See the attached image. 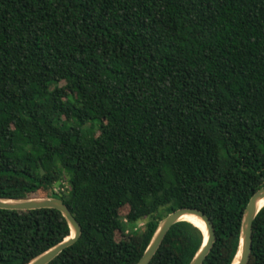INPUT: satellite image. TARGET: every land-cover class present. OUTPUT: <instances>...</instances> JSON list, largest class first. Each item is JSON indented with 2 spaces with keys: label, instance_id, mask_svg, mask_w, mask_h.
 <instances>
[{
  "label": "trees",
  "instance_id": "1",
  "mask_svg": "<svg viewBox=\"0 0 264 264\" xmlns=\"http://www.w3.org/2000/svg\"><path fill=\"white\" fill-rule=\"evenodd\" d=\"M263 186L264 0H0V197L61 198L82 227L49 264H137L183 207L214 223L203 264H232ZM69 235L56 208H0V264ZM204 240L180 221L150 264Z\"/></svg>",
  "mask_w": 264,
  "mask_h": 264
},
{
  "label": "water",
  "instance_id": "2",
  "mask_svg": "<svg viewBox=\"0 0 264 264\" xmlns=\"http://www.w3.org/2000/svg\"><path fill=\"white\" fill-rule=\"evenodd\" d=\"M41 170L42 173H44L43 168ZM263 199H264V186L254 193V195L252 196V198L250 199L249 203L247 204L244 210L243 219H242L240 246L232 264H248L249 262L252 251L253 224L257 215L264 207V205L260 206V202ZM0 208L12 209V210L56 208L62 212V214L65 216V218L68 221V224L70 226V235L67 238H65L62 242L51 247L50 249L38 255L37 257H35L26 264H49L57 256H59L66 248L75 244L81 237L82 234L81 224L72 214L68 206L61 198L51 197V196L30 197V198L0 197ZM187 215L197 217L198 219H200L205 223L207 228V232H204L205 233L204 243L201 249L196 254V256L190 262V264H203L217 240L215 226L211 218L205 212L197 208H188V207L177 209L169 213L166 217H164L161 220L147 249L145 250L140 260L137 262V264H150L151 260L159 250L170 228L174 224L180 221H189L184 219V217Z\"/></svg>",
  "mask_w": 264,
  "mask_h": 264
},
{
  "label": "bare ground",
  "instance_id": "3",
  "mask_svg": "<svg viewBox=\"0 0 264 264\" xmlns=\"http://www.w3.org/2000/svg\"><path fill=\"white\" fill-rule=\"evenodd\" d=\"M262 205H264V199L260 202V206H262ZM184 219L193 222L194 224H196L197 226L202 228L204 230V232H207V228H206L205 223L203 221H201L200 219H198L197 217L191 216V215H187V216L184 217Z\"/></svg>",
  "mask_w": 264,
  "mask_h": 264
},
{
  "label": "rangeland",
  "instance_id": "4",
  "mask_svg": "<svg viewBox=\"0 0 264 264\" xmlns=\"http://www.w3.org/2000/svg\"><path fill=\"white\" fill-rule=\"evenodd\" d=\"M57 186H56V188H60L61 189V187L59 186V184H56ZM62 190V189H61ZM35 197H46V196H35ZM21 198H30V197H21ZM145 222H146V220L144 219V220H141V221H139V222H137L136 224H135V228L137 229V228H141L142 226H144V224H145ZM131 227H132V225L130 224V223H126V228H127V231H130L131 230ZM127 235V234H126ZM129 235V234H128ZM127 235V236H128ZM127 237H123L122 239H126Z\"/></svg>",
  "mask_w": 264,
  "mask_h": 264
},
{
  "label": "built area",
  "instance_id": "5",
  "mask_svg": "<svg viewBox=\"0 0 264 264\" xmlns=\"http://www.w3.org/2000/svg\"><path fill=\"white\" fill-rule=\"evenodd\" d=\"M55 190H56L57 192H59L61 189H60V188H56Z\"/></svg>",
  "mask_w": 264,
  "mask_h": 264
}]
</instances>
